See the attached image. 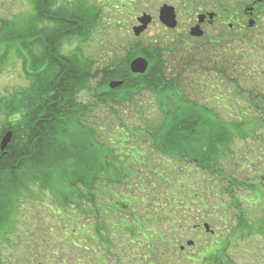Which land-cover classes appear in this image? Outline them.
I'll return each mask as SVG.
<instances>
[{
  "label": "trees",
  "instance_id": "16d2710c",
  "mask_svg": "<svg viewBox=\"0 0 264 264\" xmlns=\"http://www.w3.org/2000/svg\"><path fill=\"white\" fill-rule=\"evenodd\" d=\"M30 1L33 5L32 11L24 17L23 22H19L18 28L13 27L16 22H10L11 25L8 27L7 25L0 27V42H5L8 48H13L25 57L24 70L30 80V88L23 93V97L20 96L21 92H15L9 103L7 99L0 103V143L6 133L13 134L4 152L1 151L0 146V229L10 222L12 210L16 209L21 197L34 196L33 188L39 186L41 191H49L53 195L55 203L61 206L58 210H64L68 205L74 209L79 202L85 207L88 204L87 210L83 213L88 216V220L91 214L96 217V220L93 219L96 223H82L79 232L81 236L99 245L98 249L101 244H108L110 237L109 230L101 227L98 221H108L112 212L128 211L127 213L133 217L134 212L131 213V207L136 204V199L130 194L118 199L123 192L116 194L124 189H120V186L127 183L124 180L125 173L119 170L115 176H109L108 168L114 167L108 160L110 157H99L96 148L91 146L92 144H86L88 140L96 141L99 134L91 132L93 129L89 125L88 128L84 127V123L83 128L80 126L85 116L91 113V108L89 109V105L81 98L84 93H93L96 102L100 105H109L111 108L132 106L137 113L144 110L141 105L134 103L137 96L148 93L152 95L157 100V109L164 119L161 116V121L156 125H147L145 128H142L143 123L139 122H133L131 124L133 127L125 125L118 127L114 132L113 146L122 144L120 138L124 133L128 140L122 145L126 147L131 143V139L137 138L141 147L149 146L150 149L161 154L163 160L174 161L176 165L169 168L175 174L185 167V162H191L196 166L190 171L191 174L194 171L218 174L219 166L218 164L216 166V163L219 156L233 153L230 147L233 137L247 138L249 132L243 127L246 119L242 116L246 114L248 120L250 113L235 110L234 117L237 120L229 124L223 115L221 118L216 112V114L213 111L208 112L207 108L206 110L189 107V104L194 106L195 103L192 104L186 94V90L192 86V81L195 82V78H190V67L197 63L195 55L194 57L192 55L184 57V54L172 56L174 49L153 45L148 56L150 68L144 75H134L129 68L131 58L138 54L136 48L131 50L129 56L125 55L123 62L113 57L103 64L92 60L84 61L83 57L77 54L62 55L60 48L67 39L88 40L89 35L96 28L97 14L84 1L76 5V8L60 10L55 9V0ZM159 50L163 52L158 53ZM216 55V59L213 53L208 58L215 61L211 68L212 77L234 82L238 90L240 82L247 83L249 79L256 82V76L261 77V74L264 77V72L258 68L259 65L254 69L243 66L240 62L242 56L236 55L231 49L218 50ZM231 71L237 74L238 79L230 77L233 74ZM115 80L123 82V85L112 90L109 86ZM261 84L264 88V84ZM255 85V88L259 89H251L247 94L250 110L262 111L264 116V96L259 94L263 90H260L261 86L257 83ZM213 98L218 100L219 96L215 95ZM242 112L244 114L240 115ZM224 113L228 112L224 111ZM140 128L144 130L143 134L134 133ZM129 130L131 133L128 132ZM144 135L148 138L141 139ZM117 149L119 151V148ZM143 151L145 156L146 151L144 149ZM123 152L124 149L122 154ZM131 155L129 153L133 159ZM120 156H111V158L116 159ZM143 158L141 157L140 160ZM92 160V165L86 168V163ZM143 160L141 166L148 164L146 159ZM257 160L262 159L258 157ZM64 172L67 174H60ZM260 172L263 174L261 175L263 179L253 185L256 192L263 191L260 185H264V169ZM161 174L157 169H152L150 174L137 171L134 176L138 181L145 179L146 181L142 180L144 185L148 182L147 179L162 177ZM112 177L111 180L106 179L109 181L110 191L98 188L97 184L101 178ZM163 178L168 179L164 176ZM228 181L230 187L237 186L233 185L231 179ZM158 186L168 188L166 183H159ZM152 187L154 189L156 186ZM136 188L139 187L135 186ZM179 192H181L179 197H184L183 203H179L175 209L168 208V204L164 203L163 209L168 208L169 212H175L177 221H189L190 218L186 220L183 217V215L189 216L192 211L189 205L186 206L188 196L186 189ZM195 196L199 199L200 195ZM181 198L179 200H182ZM234 198L232 202L235 203ZM166 201L170 206L171 203L176 205L173 196ZM200 201L203 202V199ZM102 203L103 208L100 207ZM73 211L72 215L71 212H67V215L70 216V224L77 227L78 221L75 216L77 210ZM178 214L181 218L177 216ZM243 219L247 221L244 215ZM163 221L176 225L175 220ZM154 225L158 226V222ZM103 229L105 233H101ZM110 248L108 246V250ZM58 253L52 252L51 256L59 258ZM65 260L66 258H62L61 264H65ZM75 260L76 262L78 260L75 264L80 263L79 258ZM36 261L30 259L28 264H36ZM56 262L57 260L55 263L52 261L51 264H57ZM19 263L23 264V262Z\"/></svg>",
  "mask_w": 264,
  "mask_h": 264
},
{
  "label": "rangeland",
  "instance_id": "374dc122",
  "mask_svg": "<svg viewBox=\"0 0 264 264\" xmlns=\"http://www.w3.org/2000/svg\"><path fill=\"white\" fill-rule=\"evenodd\" d=\"M82 1L87 6L92 7V11L97 14L95 18L96 28L89 35L88 40L67 39L60 48V53L64 56H75L77 54L82 56L84 61L92 60L101 64L110 61L113 57L123 62L125 55L129 56L132 52L131 50L136 48L138 54L136 53L131 58V63L140 57L148 60L153 45L170 46L171 49L173 44L177 43L181 37H189L187 26L190 17L185 14L182 7L185 0H55L56 4L54 3V7L56 6L55 9L57 10L62 8L72 9L76 8V5H80ZM164 5L172 6L176 10L179 22L176 31L167 30L158 21L159 10ZM32 6L30 0H0V27L5 25L8 27L11 25L10 22H16V25H12L18 28L20 26L19 22H23L24 17L32 11ZM143 14L153 16L154 22L142 36L136 37L132 32L133 27L136 26V18ZM208 33V39L192 40L190 44L200 47L205 46L204 42H208L210 38L213 39L217 35L216 30L212 29H209ZM226 36L232 38L231 36L234 35L229 34ZM235 43H237L238 47L232 50L236 55L242 56V61L240 62L243 66L254 69V67L259 65L258 68L264 72V40L253 44L251 42L241 43L236 40ZM161 51L163 52V50H159L158 53ZM179 51L176 50L172 56H177L176 52ZM186 54L189 57L195 55L197 60V63L190 67V78H195V82L193 80L192 86L186 90V94L192 104L195 102L194 106L189 104V107L207 108L208 112H216L221 118L223 115L229 121V124L237 120L234 117L235 110L238 112L249 111L250 113L248 120L246 114L243 112L240 114L245 115L242 118L246 119L243 127L249 132L247 138L233 137L230 146L233 153L225 154V156L220 155L218 163H216V166L217 164L219 166V173L211 175L209 172L194 171L191 174L190 171L196 166L191 162H185V167L180 169L178 174H175L169 168L176 165L174 161L166 158V160H163V156L152 148L151 151L149 146L141 147L137 138L131 139V143L127 147L122 145L128 140L125 133L120 138L122 144L113 146L114 132L118 127H133L131 125L133 122H139L143 123L142 128H145L147 125L154 126L161 121L162 114L157 109V100L149 93L140 95V97L137 96L135 99L134 103L141 105L144 109L141 113L135 112L132 106L111 108L109 105H100L96 102L93 93H84L81 98L89 105L88 108H91V113L85 116L80 126L83 128L84 123V127L88 128L89 125L93 129L91 132L99 134L96 137V141L88 140L86 144H92L91 146L96 148L99 157H110L108 160L114 167L108 168L109 176H115L119 170L125 173L126 179L124 180L127 183L123 184L122 187L120 186V189H124L123 191L119 190L116 195L123 192L118 196V199L130 194L133 199L137 200H135L136 204L132 206L133 208L131 207V213L134 212V216H130L128 211L112 212L109 215L110 218L105 216L109 218L108 221H99L100 224L103 223L101 227L109 230L110 237L108 244H101L100 248L97 249L99 245L97 246L94 241L81 236L79 232V227L88 220V216L83 213V211L87 210L88 204L85 207L79 202V205L74 206V209L77 210L75 216L78 222H76L77 227L75 225L72 226L70 224V216L67 215V212H71V215L74 212L72 206L68 205L64 210H58L61 206L55 203L53 195L49 191H41L39 186H35L33 188L34 196L21 197L16 209L12 210L11 220L13 219V221L10 220L8 224H5L0 229V238L2 240L0 242V264H21L19 262L28 264L30 259H36V264H51L52 261L55 263L56 260L57 264H61L62 258H67L69 255L73 257L71 264H75V259L77 258L81 261L83 257L92 256V250L99 251L102 255H105L108 246L111 247L108 250L111 255L118 244L125 245L123 249H137L139 247L131 243L135 242V240L129 236L130 231L127 228L115 229L114 221L130 222L133 219L134 221L142 220V223L152 221L149 226L150 229L147 228L153 231L151 234L154 232H167L172 227H176L171 221L178 220L176 213L169 212L168 208L175 209L179 203H183L184 197H179L181 194L179 191L184 189H186L188 195L186 206L189 205L192 210L189 216L183 215L186 220L190 218L188 219L189 221H245L243 219L244 215L247 221H264V185H260L263 191L256 192L253 189V185L258 180L263 179L261 176L263 174L260 171L264 169V116L262 111L250 110V101L247 95L251 89H259L255 88V83H257L261 86L260 90H263L259 94L264 96V88L261 84H264L263 74H261V77L256 76V82H252L250 79L247 83L240 82V89L238 90L234 82L222 81L219 78L212 77L211 68L215 61L212 58L208 59L211 57L210 53H206L200 48L199 54ZM24 63L25 57H22L13 48H8L5 42H0V103L5 102V99L9 103L15 92H21L20 96L23 97V93L30 88V80L26 76ZM231 72L233 74L230 77L238 79L237 74L234 71ZM254 91L257 92V90ZM215 95L219 96L218 100L213 98ZM207 99L209 101H206ZM224 111L228 112L226 113L228 116H226ZM248 121L249 123H247ZM146 130L149 131V129ZM128 132L131 133V130ZM135 132L143 134L144 130L140 128ZM138 137L140 138V136ZM143 138H148V136L144 135L141 139ZM132 144L135 146H130ZM117 148H119V151H117ZM123 149L125 156L122 154ZM143 149L146 151L145 156ZM129 153L132 154L133 159L129 156ZM117 155L121 156L116 159L111 158V156ZM258 156L261 157L262 162L257 160ZM141 157H144L143 159H146L148 164L141 166L140 164L144 162L143 159L140 160ZM92 163L93 160L86 163V168H89ZM152 169H157L163 175L161 174L162 177L147 179L150 184L146 182L142 185V180H146L139 179L138 181L134 176L137 171L143 174H150ZM60 174L64 175L67 173ZM163 176L168 179H164ZM106 179L111 180L113 177L101 178L97 186L110 191L111 187ZM226 179H231L233 185H237L233 189V194L230 193L231 190L228 191L230 182ZM159 183H166L168 185L167 190L159 187ZM135 186L139 188L135 189ZM152 186L156 187L152 189ZM196 194L200 195L199 199L196 198ZM172 196L176 205L171 203L170 206L166 199ZM233 197H235V203L232 202ZM179 198L182 200H179ZM202 199L203 202L200 201ZM159 201L168 204V208L163 209V211L159 210L162 207L161 204L157 203ZM146 202L147 204L145 205ZM153 203L155 204L152 205ZM18 206L20 207L19 209ZM100 207L103 208V203ZM91 208L92 206L89 209ZM177 216L181 218L179 214ZM89 217L90 220L88 221L95 224L96 221H93V219L96 220V217L92 214ZM164 219H168L171 224L163 221ZM155 222H158V226L154 225ZM138 226L136 233L141 232L140 228H143L140 225ZM101 233H105L104 229L101 230ZM152 241L155 244H161L160 240L157 241L155 236ZM86 248L90 252H86ZM52 252H59V258L51 256ZM55 258L57 259L55 260ZM111 259L109 258V260ZM89 264L92 263L90 262Z\"/></svg>",
  "mask_w": 264,
  "mask_h": 264
},
{
  "label": "flooded vegetation",
  "instance_id": "af4514ba",
  "mask_svg": "<svg viewBox=\"0 0 264 264\" xmlns=\"http://www.w3.org/2000/svg\"><path fill=\"white\" fill-rule=\"evenodd\" d=\"M182 7L190 17L189 37H181L173 44L172 49L180 50L177 55L199 54L201 48L216 59L218 50L238 47L236 40L252 44L264 40V0H185ZM196 27L203 37L191 35ZM209 29L216 30L217 35L204 42L205 46L190 44L192 40L206 39ZM229 34L234 36L229 38ZM142 222L114 221L115 229L130 231L129 236L135 240L130 242L139 248L123 249L125 245L118 244L112 255L108 250L105 255L93 251L96 257L92 264H264V221H176V227L168 230L172 232L153 234L149 230L152 221L143 226ZM136 225L143 227L140 233L135 232ZM154 236L160 245L153 243ZM72 259L69 255L65 264H71Z\"/></svg>",
  "mask_w": 264,
  "mask_h": 264
},
{
  "label": "water",
  "instance_id": "95a60500",
  "mask_svg": "<svg viewBox=\"0 0 264 264\" xmlns=\"http://www.w3.org/2000/svg\"><path fill=\"white\" fill-rule=\"evenodd\" d=\"M159 21L166 26L168 29H175L178 26L177 20H176V14L175 10L172 7L164 6L160 10V16H159ZM153 19L151 16L145 14L142 17L138 19V23L140 26H137L133 29L134 35L136 37H140L147 29L148 27L152 24ZM191 35L193 37H202L203 32L199 30V27L193 28ZM148 61L145 58H137L133 60L130 64V69L133 74L135 75H144L148 69ZM123 85L122 82H112L110 84V88L116 89L119 88ZM13 137L12 132H8L1 141V151L4 152L9 143L11 142Z\"/></svg>",
  "mask_w": 264,
  "mask_h": 264
}]
</instances>
